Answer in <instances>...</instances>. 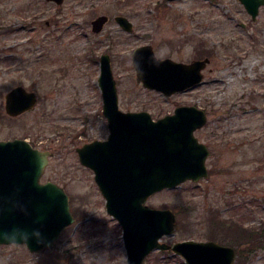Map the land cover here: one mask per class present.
Segmentation results:
<instances>
[{
    "label": "rangeland",
    "instance_id": "374dc122",
    "mask_svg": "<svg viewBox=\"0 0 264 264\" xmlns=\"http://www.w3.org/2000/svg\"><path fill=\"white\" fill-rule=\"evenodd\" d=\"M99 14L108 20L94 32L91 20ZM117 14L132 30L121 27ZM142 44H151L158 57H208L203 80L170 95L144 86L131 60ZM103 52L110 55L120 109H145L158 118L194 104L207 115L194 134L209 148L208 175L146 200L176 214L174 232L160 240L233 245L220 239L229 232L218 226L215 209L264 229V5L252 18L240 0H0V139L25 137L51 152L41 181L64 187L74 217L40 250L0 243V264H126L122 227L76 150L109 133L98 84ZM16 84L34 90L38 101L11 117L4 93ZM233 246L232 264H264V244L247 258L245 246ZM142 264L187 263L171 249L154 248Z\"/></svg>",
    "mask_w": 264,
    "mask_h": 264
},
{
    "label": "water",
    "instance_id": "95a60500",
    "mask_svg": "<svg viewBox=\"0 0 264 264\" xmlns=\"http://www.w3.org/2000/svg\"><path fill=\"white\" fill-rule=\"evenodd\" d=\"M240 2L252 18L264 5V0ZM115 19L125 30H132L126 16L117 14ZM107 20L106 14L94 17L92 31L99 32ZM131 60L137 81L170 95L200 83L209 59L184 62L158 57L151 44H142L132 50ZM99 67L102 111L109 133L76 150L80 162L93 169L107 212L122 227L126 264H142L154 248L171 249L187 264H232L236 250L230 244L192 238L161 241L163 235L174 232L176 214L169 207L146 203L148 196L159 190L208 175L209 148L194 134L207 120L204 109L183 104L158 118L145 109L122 110L109 53L100 54ZM36 102L35 91L17 85L7 94L6 112L19 113ZM50 154L24 138L0 139V236L24 243L31 251L51 246L74 219L64 187L40 180ZM0 243L7 241L0 239Z\"/></svg>",
    "mask_w": 264,
    "mask_h": 264
},
{
    "label": "trees",
    "instance_id": "16d2710c",
    "mask_svg": "<svg viewBox=\"0 0 264 264\" xmlns=\"http://www.w3.org/2000/svg\"><path fill=\"white\" fill-rule=\"evenodd\" d=\"M214 216L217 219L218 226L228 231L229 233H225L226 236H222L220 239L225 243H231L236 246H245V248H240L241 251H246V258L249 251H253L257 247H261L264 244V229L262 227L253 228L244 226L243 223L234 221L229 218H223L220 216V213L217 209L214 211ZM214 216L212 218H214ZM179 224V223H178ZM236 249V248H235Z\"/></svg>",
    "mask_w": 264,
    "mask_h": 264
},
{
    "label": "flooded vegetation",
    "instance_id": "af4514ba",
    "mask_svg": "<svg viewBox=\"0 0 264 264\" xmlns=\"http://www.w3.org/2000/svg\"><path fill=\"white\" fill-rule=\"evenodd\" d=\"M46 1H48V2H53V3H56V4H61V3H63L64 2V0L61 2V3H57V2H55V1H53V0H46ZM114 18H115V16H114ZM116 20V19H115ZM47 23H49V21H47ZM122 27V26H121ZM17 85H22V84H16V85H14L13 87H15V86H17ZM22 86H24V85H22ZM13 87H11L9 90H7L5 93H4V109H5V111H6V98H7V94L10 92V90L13 88ZM25 87V86H24ZM26 88V87H25ZM27 89V88H26ZM28 90H31V89H28ZM34 91V90H33ZM36 93V92H35ZM36 95H37V93H36ZM37 101H38V96H37ZM25 111V110H24ZM24 111H22V112H24ZM22 112H19V113H16V114H7L6 112V114L7 115H9V116H11V117H14V116H18L19 114H21ZM14 138H24L25 139V137H18V136H15V137H10V138H4L5 140L6 139H14ZM27 140V139H26ZM30 144H31V146L32 147H37V146H35L32 142H30L29 140H27Z\"/></svg>",
    "mask_w": 264,
    "mask_h": 264
},
{
    "label": "clouds",
    "instance_id": "9594fccd",
    "mask_svg": "<svg viewBox=\"0 0 264 264\" xmlns=\"http://www.w3.org/2000/svg\"><path fill=\"white\" fill-rule=\"evenodd\" d=\"M0 239H4L5 241H7V243H16L17 242L14 239L7 238L5 236H0Z\"/></svg>",
    "mask_w": 264,
    "mask_h": 264
}]
</instances>
